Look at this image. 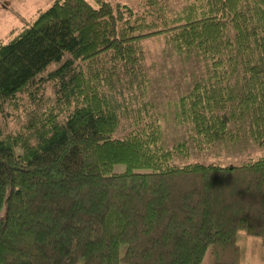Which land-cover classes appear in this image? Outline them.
Here are the masks:
<instances>
[{"label": "trees", "instance_id": "1", "mask_svg": "<svg viewBox=\"0 0 264 264\" xmlns=\"http://www.w3.org/2000/svg\"><path fill=\"white\" fill-rule=\"evenodd\" d=\"M92 1L54 0L0 42V264H201L207 248L239 264L238 230L264 246V157L175 158L189 141L264 149V0H184L170 17L159 0L140 15ZM157 35L201 65L170 147L145 65Z\"/></svg>", "mask_w": 264, "mask_h": 264}, {"label": "rangeland", "instance_id": "2", "mask_svg": "<svg viewBox=\"0 0 264 264\" xmlns=\"http://www.w3.org/2000/svg\"><path fill=\"white\" fill-rule=\"evenodd\" d=\"M54 0H0V42H6L22 30L34 18L37 10H44ZM93 2L92 0H87ZM113 4L125 3L135 13L141 14L147 7L145 0H105ZM163 14L170 17L178 10L184 0H159ZM145 65L148 67L151 79L149 98L154 103L155 111L161 115L163 138L169 147L182 140L186 135L182 127L172 119L176 99L184 94L195 77H198L201 65L197 62L179 60L176 55L165 49L162 35H157L143 41ZM189 152L184 158H175V162L183 164L189 161L204 163L238 164L250 158L264 157V149L258 147L234 148L227 151L199 152L196 145L189 141ZM215 151V152H214ZM199 152V153H198ZM217 153V154H215ZM184 154H181L182 156ZM124 166H114L115 172H121ZM2 210L0 211V216ZM240 251L239 264H264V246L258 237L249 236L238 230L235 236ZM201 264H211L210 250L205 251Z\"/></svg>", "mask_w": 264, "mask_h": 264}]
</instances>
